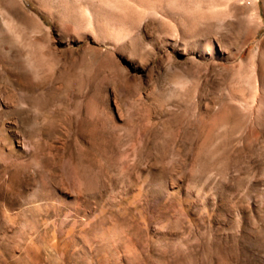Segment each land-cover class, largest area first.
Returning <instances> with one entry per match:
<instances>
[{"label": "rangeland", "instance_id": "obj_1", "mask_svg": "<svg viewBox=\"0 0 264 264\" xmlns=\"http://www.w3.org/2000/svg\"><path fill=\"white\" fill-rule=\"evenodd\" d=\"M0 264H264V0H0Z\"/></svg>", "mask_w": 264, "mask_h": 264}]
</instances>
